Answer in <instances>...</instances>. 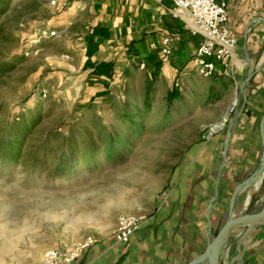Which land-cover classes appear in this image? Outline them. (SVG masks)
Here are the masks:
<instances>
[{"label": "rangeland", "instance_id": "obj_1", "mask_svg": "<svg viewBox=\"0 0 264 264\" xmlns=\"http://www.w3.org/2000/svg\"><path fill=\"white\" fill-rule=\"evenodd\" d=\"M0 8V63L5 68L0 74V119L36 110L42 119L29 147L49 130L66 135L72 127L77 140L87 142L89 133L99 147L109 131L122 142L109 160L95 152L84 163L79 155L75 169L61 172H52L51 166L28 170L21 163L0 160V264H44L49 248L108 231L121 214H151L205 139L226 133L242 95L237 86L230 100L205 104L210 80H201L191 66L162 73L149 71L146 63L128 64L104 87L82 65L75 30L62 29L58 15L64 5L52 0H0ZM39 27L55 28L57 34L42 40L37 53L25 55L28 40ZM175 77L181 82V97L168 103ZM148 86L150 105L143 110L142 127L128 126L121 118L123 103L143 109ZM230 107L229 122L207 138L209 126ZM254 186L238 194L235 214L264 207V175L251 190ZM224 219L222 214L220 221ZM224 246L219 264H228L235 254L233 238Z\"/></svg>", "mask_w": 264, "mask_h": 264}, {"label": "crops", "instance_id": "obj_2", "mask_svg": "<svg viewBox=\"0 0 264 264\" xmlns=\"http://www.w3.org/2000/svg\"><path fill=\"white\" fill-rule=\"evenodd\" d=\"M55 2L65 6L58 16L62 18V29L75 30L82 65L86 64L90 78L99 80L104 87L131 63H146L149 71L162 73L182 72L191 66L190 59L200 36L193 35L182 19L165 11V7L172 6L170 0ZM226 12L227 28L238 39L235 82L218 74L200 79L210 80L205 93L227 83V92L221 100H230L251 68L245 82L246 103L235 127L205 139L202 149L191 157L183 173L175 174L167 194L159 197L153 212L144 216V222L127 243H114L113 225L93 236L94 243L76 260L77 264H186L203 251L210 234L224 221L220 217L225 215L235 185L259 162L262 150L259 120L264 113V0H227ZM73 23L78 25L73 27ZM165 35L175 37L167 61L158 53ZM150 43L155 49L149 48ZM99 63L109 64L108 75L92 74ZM258 184L259 181L251 190ZM241 231L233 229L231 238ZM239 248L235 264H264V223L248 235L242 257Z\"/></svg>", "mask_w": 264, "mask_h": 264}, {"label": "built area", "instance_id": "obj_3", "mask_svg": "<svg viewBox=\"0 0 264 264\" xmlns=\"http://www.w3.org/2000/svg\"><path fill=\"white\" fill-rule=\"evenodd\" d=\"M160 1V0H157ZM172 6L165 7L171 16L183 20L185 27L193 34L200 36L199 43L190 59V64L196 75L202 78L212 77L215 74L231 77L235 82V70L239 65L235 51L238 39L230 34L227 28V0H170ZM55 3V0H52ZM55 28L39 27L28 40L25 55L38 52V45L44 39L56 36ZM175 37L165 35L161 39L158 53L163 61H167L172 52ZM150 49H155L153 43ZM141 67L144 63L140 64ZM174 85L179 89L181 82L175 77ZM46 92L43 91V96ZM232 107L218 122L209 126L207 138L216 134L229 122ZM145 217L134 214H121L117 216L114 231V243H127L133 233L144 222ZM95 241L87 235L75 242L63 243L57 247L49 248L44 256V264H77L76 260Z\"/></svg>", "mask_w": 264, "mask_h": 264}, {"label": "trees", "instance_id": "obj_4", "mask_svg": "<svg viewBox=\"0 0 264 264\" xmlns=\"http://www.w3.org/2000/svg\"><path fill=\"white\" fill-rule=\"evenodd\" d=\"M2 11L3 9L0 8V13ZM109 70L108 63H99L93 67L92 74L105 72L108 75ZM3 72H5V68L0 63V74ZM227 89L228 85L225 82L218 90L209 88L205 94V104L221 100ZM149 91L148 86L144 92L143 109L138 106L132 107L127 102L123 103L121 118L128 126L142 127L143 110L145 111L150 105ZM166 97L168 103L179 99L181 97L180 89L173 85ZM41 119L42 116L32 109H25L10 119H0V160L21 163L28 170L45 169L51 166L52 172H61L66 168L75 169L79 164V155L84 163L92 160L95 152L103 153L104 158L109 160L117 153L116 146L122 143L117 133L113 131L105 134V144L102 147L94 144L89 133L87 142L77 140L76 130L72 127L67 130L66 135L49 130L38 143L29 147L28 141ZM80 146H84V149L81 150ZM87 156L88 159L85 158Z\"/></svg>", "mask_w": 264, "mask_h": 264}, {"label": "water", "instance_id": "obj_5", "mask_svg": "<svg viewBox=\"0 0 264 264\" xmlns=\"http://www.w3.org/2000/svg\"><path fill=\"white\" fill-rule=\"evenodd\" d=\"M250 75H251V68H248L246 79L242 82L241 88L238 91L242 95L241 103L230 119V122L228 124V132L233 130L244 109L246 103L245 82L246 80L249 79ZM259 130H260L261 143H262V150H261L259 162L254 167V169L248 174L247 177H245L235 185L233 192L231 193L228 201L227 210L224 215L225 219L219 225V227L213 233L210 234L205 249L202 252H200L198 255H196L194 258H192L190 261H188L186 264H198L199 260L205 256H207L208 259L207 264H219L220 255L225 252L224 245L227 242L229 238V232L232 229L242 230V233L239 238L240 248L238 251L239 256L242 257L245 252V242L248 235L256 227L264 223V207L261 208L259 211L252 213L244 212L240 214H235L234 212V203L237 198V195L241 191L249 187L250 185L256 184L258 181L261 180V178L264 175V113L261 115L259 120ZM220 171H221V165L218 168V174L220 173ZM218 177L219 175H217V178ZM214 198H215V193L213 199ZM247 204H248V198L245 201V205ZM233 242L235 245V252H236L238 240H236V242L233 240ZM236 260L237 258L235 257L234 254L230 258L228 264H235Z\"/></svg>", "mask_w": 264, "mask_h": 264}, {"label": "bare ground", "instance_id": "obj_6", "mask_svg": "<svg viewBox=\"0 0 264 264\" xmlns=\"http://www.w3.org/2000/svg\"><path fill=\"white\" fill-rule=\"evenodd\" d=\"M233 102H234V101H233ZM257 183H258V182H257ZM257 183H256L255 185H257ZM232 231H233V229L230 230V232H229V237H232V236H233ZM241 233H242V231L238 234L237 237H235V238L233 237V239H234L235 242H236V240H238V242H237V248L240 247V241H239V238H240ZM205 260L208 262L207 256L201 258V259L199 260V263L202 262V261H205ZM199 263H198V264H199Z\"/></svg>", "mask_w": 264, "mask_h": 264}]
</instances>
